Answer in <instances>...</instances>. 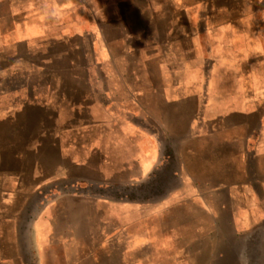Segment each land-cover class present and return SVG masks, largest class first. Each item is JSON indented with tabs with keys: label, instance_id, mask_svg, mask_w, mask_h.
<instances>
[{
	"label": "crops",
	"instance_id": "1",
	"mask_svg": "<svg viewBox=\"0 0 264 264\" xmlns=\"http://www.w3.org/2000/svg\"><path fill=\"white\" fill-rule=\"evenodd\" d=\"M35 202L37 264H264V0H0V264Z\"/></svg>",
	"mask_w": 264,
	"mask_h": 264
},
{
	"label": "rangeland",
	"instance_id": "2",
	"mask_svg": "<svg viewBox=\"0 0 264 264\" xmlns=\"http://www.w3.org/2000/svg\"><path fill=\"white\" fill-rule=\"evenodd\" d=\"M5 194H3L4 196ZM34 196L35 194H31ZM30 199L32 198L29 196ZM40 211V204L35 202L32 206L28 209L21 208L17 211V217L19 220L18 225V240H17V247H18V264H37L35 258V242L32 240V220ZM9 211L3 208H0V218L8 217ZM5 228L9 229V225H5L4 223L1 224L2 229V238L5 237ZM9 234H6L8 237ZM3 256L6 255L8 259L9 255V240H3L0 242ZM13 244V242H12ZM2 264H9L8 262L2 261Z\"/></svg>",
	"mask_w": 264,
	"mask_h": 264
}]
</instances>
